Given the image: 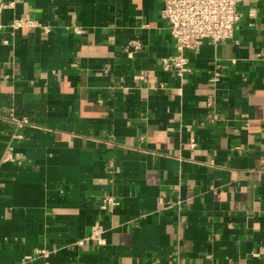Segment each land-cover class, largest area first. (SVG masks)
<instances>
[{
	"label": "crops",
	"instance_id": "obj_1",
	"mask_svg": "<svg viewBox=\"0 0 264 264\" xmlns=\"http://www.w3.org/2000/svg\"><path fill=\"white\" fill-rule=\"evenodd\" d=\"M9 1L0 264H264V0L254 18L241 3L232 39L204 41L181 79L161 67V0ZM26 14L49 32L11 31ZM96 221L102 245L71 244Z\"/></svg>",
	"mask_w": 264,
	"mask_h": 264
},
{
	"label": "built area",
	"instance_id": "obj_2",
	"mask_svg": "<svg viewBox=\"0 0 264 264\" xmlns=\"http://www.w3.org/2000/svg\"><path fill=\"white\" fill-rule=\"evenodd\" d=\"M260 0H161L160 18L165 23L166 29L173 41V53L161 58V67L164 70H172L180 79L189 70L188 55L198 54L204 41L211 43L224 42L232 39L235 26L241 19L238 6L241 3L249 5L248 16L254 18L256 14L255 4ZM14 5L13 1L0 0V16L2 12ZM11 31L27 27L41 28L44 33L49 32V26L42 25L31 15L26 14L12 18L7 25ZM3 24L0 21V30ZM75 31L79 29L75 26ZM126 53L129 57L141 49L139 40L132 39L127 42ZM232 62L234 60H231ZM141 78V76H136ZM219 73L214 72L211 82L218 80ZM163 87V84H160ZM215 115L211 120H215ZM22 119L19 123L24 122ZM193 146V144H191ZM2 160H12L11 150L7 149L2 154ZM118 205L116 198L105 195L100 205L101 208L110 212L114 206ZM104 227L101 222L96 221L90 226L87 236L71 243L81 246L85 241L93 242L97 245L104 243ZM40 256L47 257L48 251L37 250Z\"/></svg>",
	"mask_w": 264,
	"mask_h": 264
}]
</instances>
